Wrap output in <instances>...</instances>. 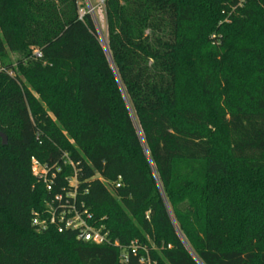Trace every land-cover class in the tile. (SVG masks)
<instances>
[{"label": "trees", "instance_id": "16d2710c", "mask_svg": "<svg viewBox=\"0 0 264 264\" xmlns=\"http://www.w3.org/2000/svg\"><path fill=\"white\" fill-rule=\"evenodd\" d=\"M102 2L107 48L78 0H0V264H124L33 225L71 180L155 264H264V0Z\"/></svg>", "mask_w": 264, "mask_h": 264}, {"label": "built area", "instance_id": "2783aa9c", "mask_svg": "<svg viewBox=\"0 0 264 264\" xmlns=\"http://www.w3.org/2000/svg\"><path fill=\"white\" fill-rule=\"evenodd\" d=\"M36 56L37 58L42 57L39 52L36 53ZM31 166L32 173L38 182L45 184L48 192H53L57 185V174L60 169L56 166L50 168L43 165L35 158L32 159ZM69 186L73 187L74 191L62 190L52 200L46 202L45 208L41 212L34 213L33 225L36 228L41 231L53 228L60 234L73 232L78 241L118 248L121 251L120 261L124 264L129 263L130 256L137 257L140 264H155L147 246L138 241H132L123 247L118 241L111 240L110 233L105 226L93 224L94 215L86 203L78 198L76 180H71ZM116 186L117 188L122 187L119 183Z\"/></svg>", "mask_w": 264, "mask_h": 264}, {"label": "rangeland", "instance_id": "374dc122", "mask_svg": "<svg viewBox=\"0 0 264 264\" xmlns=\"http://www.w3.org/2000/svg\"><path fill=\"white\" fill-rule=\"evenodd\" d=\"M78 1L80 6V16H84L86 12L92 13L97 25L98 36L100 38L101 43L104 45V43L107 41L108 32H107V24L105 18L106 11H104V5L102 0H78ZM91 9H94V11L92 12ZM231 14L236 15L234 10H232ZM232 15L224 14V21L221 22L220 25H230L233 21V19L230 18V16ZM220 37L222 39V35ZM35 53L36 51L34 52V54ZM8 59H9L8 61H11L10 63L14 64V67H16V63L20 59V56L13 53H8ZM130 224L135 229H138L140 227L138 218H131Z\"/></svg>", "mask_w": 264, "mask_h": 264}, {"label": "water", "instance_id": "95a60500", "mask_svg": "<svg viewBox=\"0 0 264 264\" xmlns=\"http://www.w3.org/2000/svg\"><path fill=\"white\" fill-rule=\"evenodd\" d=\"M91 11L93 12L94 9H91ZM107 47H108V46H107ZM107 47H106V48H107ZM0 138L2 139V143H3V145H4V146L7 145V143H8V141H7V137H6L5 135H3V134L0 133Z\"/></svg>", "mask_w": 264, "mask_h": 264}, {"label": "bare ground", "instance_id": "6f19581e", "mask_svg": "<svg viewBox=\"0 0 264 264\" xmlns=\"http://www.w3.org/2000/svg\"><path fill=\"white\" fill-rule=\"evenodd\" d=\"M104 46H105V48L107 47V46H106V42L104 43Z\"/></svg>", "mask_w": 264, "mask_h": 264}]
</instances>
